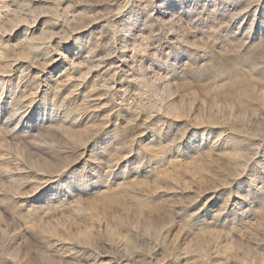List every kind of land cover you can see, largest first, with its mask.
<instances>
[{"label": "rangeland", "instance_id": "rangeland-1", "mask_svg": "<svg viewBox=\"0 0 264 264\" xmlns=\"http://www.w3.org/2000/svg\"><path fill=\"white\" fill-rule=\"evenodd\" d=\"M0 264H264V0H0Z\"/></svg>", "mask_w": 264, "mask_h": 264}]
</instances>
